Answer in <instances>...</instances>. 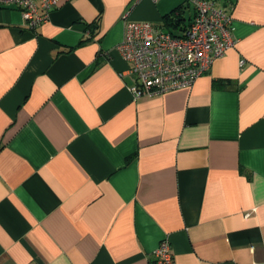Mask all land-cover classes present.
<instances>
[{"label":"crops","instance_id":"1","mask_svg":"<svg viewBox=\"0 0 264 264\" xmlns=\"http://www.w3.org/2000/svg\"><path fill=\"white\" fill-rule=\"evenodd\" d=\"M216 1L234 45L140 97L123 15L180 32L185 0H60L33 29L0 6V264H154L164 238L174 264H264V0Z\"/></svg>","mask_w":264,"mask_h":264},{"label":"built area","instance_id":"2","mask_svg":"<svg viewBox=\"0 0 264 264\" xmlns=\"http://www.w3.org/2000/svg\"><path fill=\"white\" fill-rule=\"evenodd\" d=\"M157 1V0H152ZM60 0H0V6H14L29 29L46 21ZM193 10L180 32L163 23L127 19L116 50L129 63L135 77L134 97L159 95L188 88L214 60L234 45L231 7L216 0H185ZM240 60V65L243 63ZM247 215V214H246ZM154 264H174L170 243L162 239L154 249Z\"/></svg>","mask_w":264,"mask_h":264},{"label":"trees","instance_id":"3","mask_svg":"<svg viewBox=\"0 0 264 264\" xmlns=\"http://www.w3.org/2000/svg\"><path fill=\"white\" fill-rule=\"evenodd\" d=\"M181 20L182 19L180 17H177V15H176V17L168 15L167 17H165V21L163 24L165 27L169 28L171 30V32H175V28L180 25ZM213 85L214 86L224 85V80L214 79Z\"/></svg>","mask_w":264,"mask_h":264},{"label":"rangeland","instance_id":"4","mask_svg":"<svg viewBox=\"0 0 264 264\" xmlns=\"http://www.w3.org/2000/svg\"><path fill=\"white\" fill-rule=\"evenodd\" d=\"M186 12H187V20H188V14H189V11L187 10Z\"/></svg>","mask_w":264,"mask_h":264}]
</instances>
